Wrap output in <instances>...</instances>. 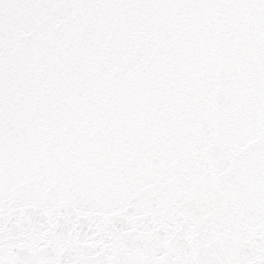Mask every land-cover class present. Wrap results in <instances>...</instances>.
<instances>
[{
  "label": "snow or ice",
  "instance_id": "1",
  "mask_svg": "<svg viewBox=\"0 0 264 264\" xmlns=\"http://www.w3.org/2000/svg\"><path fill=\"white\" fill-rule=\"evenodd\" d=\"M0 264H264V0H0Z\"/></svg>",
  "mask_w": 264,
  "mask_h": 264
}]
</instances>
